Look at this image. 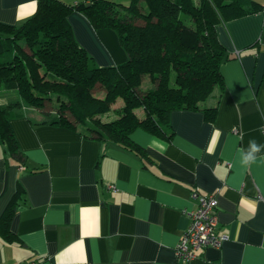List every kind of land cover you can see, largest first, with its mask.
<instances>
[{"label": "crops", "instance_id": "1", "mask_svg": "<svg viewBox=\"0 0 264 264\" xmlns=\"http://www.w3.org/2000/svg\"><path fill=\"white\" fill-rule=\"evenodd\" d=\"M248 1L258 11L216 26L228 55L219 66L222 90L215 87L198 109L172 110L168 137L134 129L130 138L143 156L78 129L39 123L51 116L36 108L15 109L10 126L22 158L0 146V217L17 193L8 224L16 238L0 234V264H264V158L250 167L239 163L250 141L264 145V0ZM36 6L37 0H0V23L19 25ZM67 22L93 65L127 60L114 30L93 28L77 11ZM92 92L105 94L100 85ZM18 98L5 89L0 106ZM213 105L210 122L202 108ZM195 188L214 194L217 231L227 239L182 262L174 249L189 224L185 211L197 206Z\"/></svg>", "mask_w": 264, "mask_h": 264}, {"label": "trees", "instance_id": "2", "mask_svg": "<svg viewBox=\"0 0 264 264\" xmlns=\"http://www.w3.org/2000/svg\"><path fill=\"white\" fill-rule=\"evenodd\" d=\"M258 9L248 0H130L127 5L37 0L34 13L23 23H0V89H13L19 96L0 106L3 153L22 158L10 126L19 115L15 109L27 105L44 110L53 103L54 115L39 123L78 129L85 137L143 156L130 133L141 127L168 137L164 125L172 110L198 109L215 87L222 90L219 66L228 55L216 26ZM73 11L95 29L114 30L127 60L115 66L93 65L67 22ZM144 78L152 84L145 86ZM96 85L104 89L103 97L93 94ZM118 100L120 105L112 108ZM113 109L115 117L102 119ZM202 110L206 120L214 121L216 105ZM16 197L0 217V234L8 241L16 238L8 228Z\"/></svg>", "mask_w": 264, "mask_h": 264}, {"label": "built area", "instance_id": "3", "mask_svg": "<svg viewBox=\"0 0 264 264\" xmlns=\"http://www.w3.org/2000/svg\"><path fill=\"white\" fill-rule=\"evenodd\" d=\"M192 195L198 201L197 206L185 211L189 224L174 249L176 258L182 262L194 259L196 251L203 247L219 248L227 239L225 234L217 231L218 223L215 216L217 201L214 194L204 195L195 188Z\"/></svg>", "mask_w": 264, "mask_h": 264}, {"label": "clouds", "instance_id": "4", "mask_svg": "<svg viewBox=\"0 0 264 264\" xmlns=\"http://www.w3.org/2000/svg\"><path fill=\"white\" fill-rule=\"evenodd\" d=\"M258 158H264V145L250 141L247 149L242 150L239 163L243 167H250Z\"/></svg>", "mask_w": 264, "mask_h": 264}, {"label": "rangeland", "instance_id": "5", "mask_svg": "<svg viewBox=\"0 0 264 264\" xmlns=\"http://www.w3.org/2000/svg\"><path fill=\"white\" fill-rule=\"evenodd\" d=\"M138 23H141V21H139ZM4 91H5V89L3 88V89H1L0 90V102H1V100H2V96H3V93H4ZM8 96L9 95H11L10 93H8L7 94ZM116 103H121V101L120 100H118ZM46 109H48V110H46ZM53 110H55V105L53 104V103H48L45 107H44V110L42 109V110H40V109H38L37 110V113L38 114H43L44 116H53L54 115V112H52ZM50 111H51V113H50ZM117 115V113L114 111V109L113 110H110L108 113H105V114H102L101 116H102V119H104V120H109V119H111V118H113V117H115Z\"/></svg>", "mask_w": 264, "mask_h": 264}]
</instances>
